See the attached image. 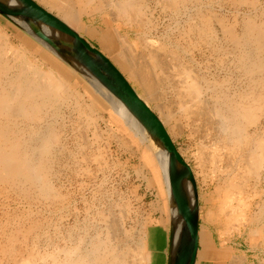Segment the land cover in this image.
Wrapping results in <instances>:
<instances>
[{
    "label": "rangeland",
    "instance_id": "rangeland-1",
    "mask_svg": "<svg viewBox=\"0 0 264 264\" xmlns=\"http://www.w3.org/2000/svg\"><path fill=\"white\" fill-rule=\"evenodd\" d=\"M70 1L75 8L82 7L86 11H91V15L84 14L81 19V24L85 28L92 29L95 33L97 31L98 34H107V37L111 33L116 38L121 37L126 39L127 43L130 44L132 56H135L136 59L139 58L141 63L152 65L153 63L150 61L151 58L148 53L150 51L156 52L160 47L161 52H167L172 57L175 56L180 61L189 63L207 81L220 82V80H225V88L222 89L228 93H232V90L239 88V85L242 87V84L238 82V71L234 67V63H232L234 52L231 51L236 50L231 41L225 40L219 34V23L220 21L228 24H233L234 22L237 25L238 33H241L243 21H247L250 18L260 23L264 17V0H253L252 2L250 0H190L187 3V7L189 6L187 15L182 14V12L176 14V12L174 13V11L165 6L163 8V3L161 4L157 0H143V11H140L139 18L136 17L132 21L127 20L124 16L118 17L116 15L117 6L125 0ZM42 6L45 7L44 5ZM45 8L47 9V7ZM198 9L201 13L208 12V9H210L209 12H212L213 15L216 14L212 25H214L213 28L215 31L217 30L218 34L215 33L213 34L214 36L211 34V40H209L210 43L212 41V44H209L208 41L203 42L200 40L196 30L190 31V34L185 29L187 28L186 23L190 19L191 23L194 21V23L198 22L196 20V17L200 14ZM51 12L56 14L55 11ZM192 15L195 18L191 17ZM0 19L9 22L2 16H0ZM1 20L0 33L6 36L8 44L12 45L13 49H19L20 52L25 54L27 59L36 61L41 69L44 68L43 70L54 68L39 54L33 53L34 49L31 46L22 45V41L15 37L9 28H5L1 24ZM137 23L138 26L135 25ZM10 26L18 29L11 23ZM19 32L23 37L27 36L25 38L31 43L44 49L24 32L21 30ZM81 34L98 49H102L95 38H90L83 31H81ZM104 40L108 41V38L104 37ZM105 55H108L127 76L121 63L122 60H119L114 51L106 52ZM8 58L11 59V54L8 55ZM220 59H222V62L219 61ZM59 62L75 73L63 62L60 60ZM158 72L159 70L155 71V73ZM172 75L171 78L176 79H174V82L180 80L176 73ZM76 76L74 78L67 76V81L70 88L78 91L79 95L73 92L74 95L59 109L57 118L52 120L54 128L58 133V143L54 146L53 152L49 157L50 160L48 159L47 161L48 173H50L48 174V181L50 188L52 187L50 195H48V197L50 196L49 199L47 195L44 198V195L38 196L34 192L28 193L29 197H26V192L24 193V191L22 192L16 187L9 185L4 186L5 189L3 187V192L0 193V264H16V262L19 264L22 259L25 260L31 257L37 259L39 255L46 256V253H53L56 249L63 250L69 248L72 244L78 242V237L76 236H82L85 241H89L97 236L99 239L106 238L107 235H109L110 240L112 239V242L124 245L126 248H131L132 246L137 248V246L140 247L141 245L144 251L150 254V262L148 264H154L155 259L153 258L155 256L160 258L159 264H166L169 237V221L167 222L166 219L169 220L170 204L168 195L165 198L168 202L165 201L164 203L163 198L158 193L157 186L152 182V174L143 165L140 148L135 146L125 133L119 131L116 123L108 118V113L101 109H94L92 111L88 108L89 99L83 95V89L86 88L80 85L75 86V79H80L89 90L94 91L102 99L103 97L100 92L92 88L78 74ZM227 76L231 78L229 79ZM129 82L138 94L142 93L140 87L132 80ZM171 89L169 87L168 92L170 93L168 94V98L173 100L174 96H172L173 92H171ZM203 97L204 101L208 98ZM207 116L205 115V117ZM263 116L256 126L248 128L250 134L264 132ZM176 117L179 126H182L180 127L182 130L179 128L181 131L176 132L178 135L175 133V135L172 134V137L179 151L184 153L191 150L190 152L196 153L200 149L199 146H207V149H212V134L214 135V132L209 124V116L207 120L206 118L205 120L198 119V122L196 120L194 124L188 123L181 113H177ZM202 127H205V130ZM223 153L221 154L222 158L218 157L206 163L204 171L207 176L206 174H198V169L194 166L195 162L193 158L187 157L184 153V157L195 172L200 206L199 223L201 224V228H205L210 233L215 244L216 242L218 244L222 239L225 240L224 242L228 248L227 254L243 255L242 257L247 256L246 264H264V169L260 174V180L246 181L248 185L244 183L245 186L243 184L242 189L235 190L236 192L233 193L235 196H231L230 204L234 207H237L240 201H246L248 198L249 201H244L246 206L247 204H251V208L254 209L256 208V204H258L260 207L257 233L252 236L249 232L253 228L250 226V228H244L243 233L240 234L234 229V225L232 227V221L226 222L229 208H225L224 213L219 210L223 207L222 203L226 200L228 193L226 172H221V170L226 171V163H231L226 154L223 156ZM214 166H217L215 168L218 169H214ZM52 198H57V200H53ZM233 198L235 201L232 200ZM225 222L226 224H224ZM106 227L111 230L110 234ZM112 233L114 235H111ZM105 234L107 235L104 237ZM120 238H122V241H119ZM249 238H254L252 248L247 245ZM152 240L158 242V247L155 249L151 248L150 241ZM134 247L132 248L135 249ZM228 261L229 257L227 256L223 262H218L217 264H227L229 263Z\"/></svg>",
    "mask_w": 264,
    "mask_h": 264
},
{
    "label": "bare ground",
    "instance_id": "bare-ground-1",
    "mask_svg": "<svg viewBox=\"0 0 264 264\" xmlns=\"http://www.w3.org/2000/svg\"><path fill=\"white\" fill-rule=\"evenodd\" d=\"M38 1H40V4L47 7L50 12L55 11L56 16L66 22L78 33L83 31L90 38H95L101 45L102 52L109 53L114 51L116 53L119 60H122L121 63L123 64V69L127 73V76L110 57L109 59L127 77V80H132L140 87L142 93H140L139 96L153 111H155L172 140V134L175 135L176 132L182 130L180 128L182 126H179L177 122V113H181L182 117H184L188 123L193 124L196 120L198 122V119L205 120L206 118L207 120L209 116V124L214 132V135L212 134V149L209 150L207 146L200 147L198 145L200 149H197L198 151H195L196 153L190 152L191 150L184 153L187 157L193 158L195 162L194 166L198 169L197 173L202 175L206 174L204 170L209 160L213 161L218 157L222 158V152H224L223 156L226 154L231 163H226V171L221 170V172H226L228 193L226 192V200L222 203L224 208H221L223 210L221 208L219 210L224 213V209L229 208L230 211L228 210L229 215H226L228 218L226 222L232 221V227L234 225V229L237 230L238 233H243L244 228H250V226L253 229H250L249 233L252 234V236L257 233V225H259L260 218V207L258 204H256V208H254V206V209H252L251 204V206L249 204L246 206V204H244L245 200H242L237 207H234L230 204V199L233 193L236 192L235 190H240L244 183L247 184L246 181H258L264 169V132L262 131V133L259 134H250L248 132V128L256 126L260 118L264 115V17L260 23L250 18L247 21H243L241 33H238L237 25H235L234 22L233 24L221 21L219 23V34L225 40L231 41L236 50L231 51L234 52L232 63H234L233 65L238 71V82L242 84V87L239 85V88H235V90H232V93H228L222 89L225 88V80H220V82L207 81L204 77L200 76V73L198 74L189 63L180 61L175 58V56L172 57L171 54H167V52L162 51V53L159 47L161 44L158 46V51L160 52L156 50V52L150 51L148 53L151 58L150 61L153 64H143L139 61V58L136 59L135 56H132L130 44L127 43L126 39L120 36H118L120 38H116V36L111 33L110 36L107 37V34H98L97 31L95 33L94 30L87 29L81 24L83 15H89L91 13L90 10L86 11V9L82 7L75 8L70 0ZM188 1L190 0H157V2L163 3V8L165 6L174 11V13L176 12V14L182 12V14L186 15L189 7H187ZM250 1L252 2L253 0ZM142 2L143 0H125L122 4L119 2L120 5L118 6L115 2L117 6L116 15H118V17L124 16L127 20L132 21L138 17L142 10ZM116 6L114 7L116 8ZM208 10L210 11V9ZM209 11L201 13L199 10L200 14L196 17L198 22L194 23V21L191 23V19L189 18L190 20L186 23L187 28L185 29H187L189 33L192 30H196L200 40L203 42L208 41L209 44H212V41L210 43V38L213 34H218V32L214 30V25H212L213 18L216 14L213 15L212 12ZM191 17H193V15ZM8 23L9 22L1 20V24L5 28H9L12 34L22 41V45L31 46V48L34 49L33 53L39 54L54 68H47L46 70H43L44 68L41 69L36 61H30L19 49H13L11 47L12 45L10 46L8 44L6 36L0 33V193L3 192L4 186L9 185L16 187L22 192L24 191V193L26 192V197L28 193L34 192V194L36 193L38 196L44 195V198H46L45 196L47 195L48 197L52 189L48 181V174L50 173H48L47 161L53 152L54 146L58 143V133L54 128L52 120L57 118L59 109L62 105L66 104L67 100L73 96L74 93L79 95L78 91L70 88L67 81V76H72L74 78L76 74L64 67L59 60L47 50L41 49L39 46L31 43L25 38L27 36L23 37L18 29L11 27L10 23ZM193 23L194 25H192ZM135 25L138 26V23ZM107 31L109 30L107 29ZM104 37L108 38V41H105ZM162 49L164 50V48ZM231 52L229 51V53ZM9 54H11V59L8 58ZM219 61L222 62V59ZM156 70H159V72L155 73ZM173 73H176L180 80L174 82L175 78H171ZM227 77L229 78V76ZM78 80L75 79V86L80 85L86 88L83 89V95L89 99V104L87 103L89 105L88 108L92 111H94V109H101L107 112L108 118L116 123L119 131L125 133L128 139L135 146L140 148L143 165L148 168L152 174V182L157 186L158 193L163 198L164 203L168 195V200H172L175 204L176 219L177 223L180 224L185 217L187 205L183 200L181 191L182 180L178 173L171 166L167 158L154 145L148 131L138 123L121 102L97 81L93 80V83L95 87L97 86L96 88L99 90L104 100L94 91L92 92L89 90L80 79ZM169 87L170 89L172 88L171 92L174 94H172V96H174V99L172 98L173 100L168 98V94L170 93L168 92ZM202 96L208 98L204 101ZM205 115L208 116L205 117ZM186 125L188 127L187 123ZM202 128L205 130V127ZM179 152L183 157L185 156L183 152ZM185 161L187 162L186 158ZM215 167L217 166H214V169L217 170L218 168ZM192 172L196 181L193 169ZM207 173L209 174V172ZM239 197L242 198L243 196ZM239 197L238 199H240ZM234 198L232 200L235 201ZM53 200H57V198ZM166 221L168 222L169 220L166 219ZM226 222L224 224H226ZM106 228L108 229V227ZM108 230L110 234L111 230ZM106 235L107 234H105L104 237ZM111 235L114 234L112 233ZM76 237H78V242L72 244L69 248L63 250L56 249L53 253H46V256L39 255L37 259H33L32 257L25 260L22 259L19 264H148L150 262V254L145 252L141 245L140 247L137 246V248L132 246L135 249L132 247L126 248L124 245L112 242V239H109V235L102 239L95 236L96 238L90 239L89 241H85L82 236ZM121 239L122 238H120L119 241ZM253 239L249 238V241L247 240V245L250 248L253 247ZM224 241L225 240L222 239L218 244L216 242V245L210 233L205 228L202 227L198 230V250L195 264H217L218 262H223L227 256L229 257V263L227 264H246L247 256L242 257L243 255L227 254L228 248ZM157 243L158 242L155 240L150 241L151 248H157ZM153 259H155L154 264H159L160 258L158 256H155Z\"/></svg>",
    "mask_w": 264,
    "mask_h": 264
},
{
    "label": "water",
    "instance_id": "water-1",
    "mask_svg": "<svg viewBox=\"0 0 264 264\" xmlns=\"http://www.w3.org/2000/svg\"><path fill=\"white\" fill-rule=\"evenodd\" d=\"M0 16L99 92L93 83V80L97 81L148 131L154 145L180 176L183 200L187 205L185 217L178 224L175 204L170 201L166 264H195L200 212L197 183L191 166L179 152L155 111L139 96L107 55L36 0H0Z\"/></svg>",
    "mask_w": 264,
    "mask_h": 264
},
{
    "label": "crops",
    "instance_id": "crops-1",
    "mask_svg": "<svg viewBox=\"0 0 264 264\" xmlns=\"http://www.w3.org/2000/svg\"><path fill=\"white\" fill-rule=\"evenodd\" d=\"M201 229V224L199 223V230ZM200 247V246H199ZM200 249V248H199Z\"/></svg>",
    "mask_w": 264,
    "mask_h": 264
}]
</instances>
